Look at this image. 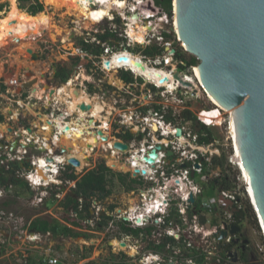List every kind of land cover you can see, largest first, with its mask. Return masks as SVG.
Wrapping results in <instances>:
<instances>
[{
    "label": "built area",
    "instance_id": "2783aa9c",
    "mask_svg": "<svg viewBox=\"0 0 264 264\" xmlns=\"http://www.w3.org/2000/svg\"><path fill=\"white\" fill-rule=\"evenodd\" d=\"M93 1L98 4L87 6L92 12L99 11L101 8L106 9L110 5L108 14L101 21H95V23L81 28V32L73 28L70 33L71 38L78 37L86 41L91 34V29L98 31L102 38L91 39V43L95 46L91 50L101 48V51L96 53L98 55L78 54L79 58L86 61L79 63L75 71L76 75L71 76L64 85L58 82L56 85L50 86L48 93H45L41 100L36 99L33 88L20 94L14 93L22 85L16 77L10 78L8 84H5L6 90L3 94L6 96L15 98L27 94V102H23L21 99L13 101L16 107H22L21 103L23 106L26 104L30 106L34 100L42 102V105L39 112L34 111L38 121L29 123V127L26 129L18 128L22 130L23 135L14 133L17 138L21 136L19 144L10 152L0 155V256L5 255L8 260L11 258L17 264H28L31 253L41 250L42 264H63L58 256L52 254L51 250L43 252L40 248L42 238L49 233L41 234V232L31 230L33 220L31 221L24 215L16 218L13 212L5 208V204L18 199L17 195L23 196V191H19V186L22 184V187L25 188L24 191L27 192L26 202L32 208L44 207L42 215H46L49 208L46 206H50L49 201L51 205L54 202H58L56 204L58 207L61 205L60 201L63 198L60 195L64 197L66 194L62 190L63 185L75 188L76 181H67L64 178L66 173H73L78 179L85 168L91 167V162L95 168L97 158H91V155L87 159V166H84L80 171L77 169L78 167L71 166L68 160L76 158L70 157L69 151L54 141L56 137L59 139L61 135H66L65 131L68 128L71 127L70 129L73 130L74 123L89 127L86 131L93 138L96 137L94 132L100 131L104 126L91 127L89 123L94 116L91 113L94 106H88L85 102L75 103L74 98L76 91L85 89L83 84H91L89 71H92L91 60L93 59L102 61L101 68L102 65L105 68L104 62L107 61L110 63L111 71L120 70L130 73L134 80H145L152 87L161 91L154 95L151 103H148L152 105L149 115H145L146 110H142V106L137 105L130 110L129 116L125 120L115 119L106 125V127L108 126L106 130H101L107 135L111 131L112 124H115L117 131L123 130L127 135L128 130L135 128L133 131L130 130L132 140L128 143V151L115 150V160L124 164L127 171L109 169L127 174L130 179L136 181L134 190L127 193L130 197H136L134 207L133 205L132 207L126 206V211L120 216V219L125 221L129 227L140 230V240H144L146 243L144 250L149 247L150 252L147 253V251L143 254L139 259V264H208L207 254L213 250L216 252L222 232H227L226 238L222 240L224 244H228L236 238L235 235H229L231 227L237 226L235 215L242 211L246 204H249L244 184L242 185L243 195L238 196L235 193L239 189L242 179L235 159H232L234 153L231 147L226 113L221 111V121L218 125L215 124V121H211V123L204 121L206 119L213 120L209 117L212 112L210 109L194 113L192 102L198 98L197 92L201 91L199 88L202 86L194 73L195 66H187L185 58L179 55L175 47L178 43L182 48L175 28L173 9L171 14L167 13L157 5L158 0L102 1L105 4H101L102 2L98 0H91V2ZM82 22L84 24L86 20H82ZM72 23L76 27V21L73 20ZM130 24L136 29H143L144 43H135L130 38L128 32ZM149 46L158 50L162 49V53L154 56L137 55L134 57L149 69L170 76V82L166 86H160L145 79L133 72L124 62L119 61L121 57L133 56L128 49ZM113 60L115 64H112ZM93 65L95 64L93 63ZM175 74L193 87H184L179 84L173 79ZM27 81H32V79L28 78ZM63 87L66 89L65 93ZM39 88H41V84H39ZM3 94L0 95V98H4ZM73 103L76 105L74 106L75 112L72 114L68 110V106H72ZM87 106L86 112L79 115ZM187 113L194 115L195 121L199 122L203 131H193L186 121L185 125H181L187 119ZM20 117L21 114L17 111V114L13 112L8 119L17 120ZM56 121L60 122V126H57ZM222 125L226 127L227 146L231 152L227 161L237 170L236 181L234 180L231 191L216 187L214 195L206 197L203 195L204 187L210 181H219V173L210 171L202 161L213 157L214 154L224 156L220 154V149L215 148L213 144L202 143L209 137L207 130ZM7 131H9L8 128H6ZM178 131H183V133L177 135ZM138 135H142L141 141L134 139ZM211 147H213L212 150H210ZM90 150L93 152L94 148ZM152 151H156V157L153 163H147L145 159L150 158ZM169 152L171 153L170 157L167 155ZM74 171H79L82 174ZM192 198L193 203L190 202ZM224 201L230 202L231 205L225 208ZM77 203L79 211H70L76 221L81 220L78 218V213L83 210L82 199L77 198ZM97 203L92 202L90 211L93 210L92 205L93 207L96 205L95 209L98 208ZM233 210L236 212H232ZM202 215L205 216L204 224L199 221ZM213 220L218 223L212 225ZM206 225H210L211 229H206ZM257 226L264 241V234L259 223ZM19 243H21L20 246H18ZM163 246L164 248H162ZM136 248L139 247L136 246ZM9 250H11L10 254L7 252ZM199 258H204V261L199 262L197 260ZM8 263L12 264L10 261Z\"/></svg>",
    "mask_w": 264,
    "mask_h": 264
},
{
    "label": "water",
    "instance_id": "95a60500",
    "mask_svg": "<svg viewBox=\"0 0 264 264\" xmlns=\"http://www.w3.org/2000/svg\"><path fill=\"white\" fill-rule=\"evenodd\" d=\"M172 9L180 36L198 61L197 72L194 71L198 81L226 112L231 147L242 179L235 193L242 196L244 184L264 234V0H173ZM28 52L37 58L33 51ZM119 61L126 64L129 58L124 56ZM133 63L144 70L141 62ZM31 76V72L26 73V77ZM173 79L184 87H193L176 74ZM35 83L36 79L22 83L17 93L32 89ZM195 129L200 130L197 121ZM100 133L97 132L98 137ZM14 147L15 144L11 146ZM114 147L126 149L119 142ZM167 155L170 157L171 153ZM155 157L156 151H152L145 161L153 163ZM68 162L73 167L80 166L74 158ZM193 201L192 198L190 202ZM76 203L77 198L73 197V205ZM229 205L224 201L225 208ZM199 221L204 224L205 216H200ZM206 229L211 226L206 225ZM229 235L236 236L233 243L237 244L241 229L233 225ZM226 236L227 232H222L219 240ZM120 246L126 244L121 242Z\"/></svg>",
    "mask_w": 264,
    "mask_h": 264
},
{
    "label": "rangeland",
    "instance_id": "374dc122",
    "mask_svg": "<svg viewBox=\"0 0 264 264\" xmlns=\"http://www.w3.org/2000/svg\"><path fill=\"white\" fill-rule=\"evenodd\" d=\"M38 1L44 7V11L41 13L53 15L52 28L49 32H43L40 36L36 35L33 40L26 41L24 43L25 45L22 43L23 46L21 47H19L20 43L14 44L13 42L6 41V43L0 48V84L3 83L4 85L5 84L7 85L8 80L10 78H15V77L18 78L21 83H23L28 79V77H26V73L31 72L34 79H38V82L35 85L36 87H33L34 85L32 86L34 89L33 94L36 97V99L41 100L46 90L45 88H43L42 91L41 88H39V84H43L46 82V80L41 78V76L45 74H49L47 72H50L51 74L52 67L53 69H55L58 68V66H62V65H66L68 67L72 65L71 59H73L72 57L77 56L78 53L76 51V44H75L76 41L73 40V38H71L70 31H72L73 28H76L81 32L82 30L81 28L86 27L85 23L83 25L82 20H86V19L85 18L78 19L74 17V15L64 16L65 10L56 11L51 7H47L45 3L42 2L41 0ZM15 4L17 11L22 10L21 12L29 14L26 11L29 3L24 4L25 9L19 8L20 4L17 2V0H15ZM0 5H3L2 11H0V19H3L6 16V14L9 12L11 5L6 0H0ZM107 14L102 15L101 19L105 17ZM73 20L76 21L77 23L76 27L72 23ZM175 47L177 48L179 55L183 56L184 58L185 57L190 58L192 56L190 53L183 51V49L180 47L178 43H176ZM27 50L33 51V53L37 55V58L34 59L30 53H27ZM138 50H139L138 48L128 49L129 52H132L134 54ZM85 61L86 60H82L80 58V62H85ZM33 77H29V80L31 79L33 80ZM16 92L18 91L15 90L14 93ZM197 93H198V98L193 100L192 102V106H193L192 109L194 113L197 114L200 110H204V109H212L213 105L209 102L210 100L208 101L206 99L205 93L202 90L198 91ZM2 94L3 93H0V95ZM79 95L84 96L81 93H79ZM26 96L27 94L25 93L24 96L12 98L11 96H6L3 94L4 98H0V112L4 117L3 123L0 124V134H4L6 132L2 130L1 127L7 128L15 125L17 128H21L26 121L30 123L38 121L35 118L34 111L39 112L42 102H38L34 100L31 102L30 106H27L26 103H25L26 106H23V103H21L22 107H16V104H14L13 102L14 100H18V99H21L23 102H27ZM76 96L79 97L78 95ZM85 97L87 98V96ZM99 107L100 106L98 105L95 107L97 112L102 111V108ZM17 111L18 113L21 114V117L18 118L17 120L15 119L9 120L8 119L9 116H11L13 112L17 113ZM59 123L60 122L57 121V126H60ZM74 125L75 128L79 127L77 123H74ZM104 130H106V128H104ZM210 132L213 135L214 145L220 147V154L225 157L227 172L229 174V177L231 178V180L236 181L237 170L234 167H232L227 161V158L231 154V152H230V148H228L227 146L228 142H227V133H226L225 125L210 128ZM103 134L106 135L105 133ZM8 139L9 138H7V140ZM78 141L76 145H78L79 149H81L82 148L81 141L80 140ZM110 142H112L111 139L110 140L107 139L106 143H108V145ZM108 148L109 147H107V149ZM212 149L213 147L210 148V150ZM114 156L115 155L113 153L111 156L105 159H103L102 157H98L96 164L98 165L101 161H104L103 164L106 167L112 168L114 171H119L118 169L119 163L117 162V160H115ZM93 168H94V164L93 162H91V167L89 166L85 168L82 173L84 174L92 170ZM124 170L127 171V168L125 167ZM74 172L81 173L79 171H74ZM66 187H67L66 193L68 194L67 191H69L70 189H71L70 191H72V188L70 187V185H67ZM23 193H24L23 196L17 195L18 199H14L11 202V204L14 205H11V209L9 208V211L13 212L16 218H19L22 215H24L26 218H30L31 221L32 220L34 221L35 220L34 217L40 215L43 218L49 219V221L52 223L53 221H55V219H58L57 221L62 226H68L74 229L75 231H77L78 233H81V236L77 238L64 237V240H61L59 237L52 238L50 235H47L42 238L41 240L42 242L40 244L41 245L40 248L42 249V251L47 252V250H51L52 254L54 253L56 256H58L63 264H83L84 261L81 260L83 256L87 257V261L92 260L95 263L101 264L108 260H111L112 254H118L120 252L126 254L128 257H131L130 260L128 259L129 264H139V259L143 256V254H145L147 251H148L147 253L150 252V250L148 249L149 247H147V250H144V245L146 244L144 240H140V238L137 239L132 238L131 236L128 237L122 236L118 231L117 226L122 221L120 219V216H122L124 211H126L127 208L126 206L132 207V205L135 204L136 202V197L135 196L130 197L126 192H124V190L118 184L114 185L113 193L110 197L104 199L102 202L97 203L98 206L97 209H95L96 205L95 207H93L92 205L93 210L90 211L91 217L77 221L75 220V218H73V214L70 212L72 208L71 209L66 208L65 203L63 205H59L58 207V205H56L58 202H54L51 205L49 201L48 204L50 206L48 208V212H46L47 213L46 215H42V212H44L43 211L44 207L32 208L26 202L27 192L23 191ZM60 197L63 198V195H60ZM110 205L116 207L112 212L109 210ZM50 207L52 208L50 209ZM60 207L64 209L63 213L62 210H59L61 209ZM252 213L254 214L253 210ZM40 216H38V218H40ZM62 216L65 217L64 223L61 221L63 220ZM100 216L110 217L112 218V220H109L107 226H103L101 229H97L96 224L100 221ZM254 217L256 220V226L253 224L252 221L247 219V221L242 223L244 229L243 233L247 234L248 239L251 241V245L253 249H255V254H256L255 257L257 260L256 263L264 264V241L260 234L259 227L257 226L258 223L255 214ZM74 221L77 223H81V226L80 227L72 226V223ZM117 235H120V237H116ZM115 242L118 243L123 242L128 246L131 245L133 248L120 249L119 245H116ZM20 244L21 243H19L18 246H20ZM136 246L139 248L137 249ZM7 252L10 254L11 250ZM207 255H208L207 263L210 264L214 262V258L216 257L214 250L209 251ZM40 256H41V250H35V252H33V258L35 259V261L40 260L39 262H41L43 258ZM4 259H6V262L10 261L12 264H17L11 258H9L8 260L5 255L0 256L1 264H3Z\"/></svg>",
    "mask_w": 264,
    "mask_h": 264
},
{
    "label": "flooded vegetation",
    "instance_id": "af4514ba",
    "mask_svg": "<svg viewBox=\"0 0 264 264\" xmlns=\"http://www.w3.org/2000/svg\"><path fill=\"white\" fill-rule=\"evenodd\" d=\"M100 20H101V18H100ZM88 25H89V23H88ZM90 32H91V34L86 41H83L82 38H78V37L74 38L73 37V40L76 41V43H75L76 44V51L79 55H80V53H82V54L90 53V54L98 55L96 53H99L101 51V48L91 50V48L95 47L91 43L92 42L91 39L95 38V37H97V38L100 37L99 39H101L102 37L99 36L98 31H96L94 29H91ZM111 44H113V43H111ZM111 47H113V45H111ZM137 48L139 50L135 54L132 52H130V53L133 56L139 55V56L146 57V56L150 55V53L146 54V50L151 49L150 52L152 53L153 46H149V47H145V48H143V47H137ZM72 58H73V59H71L72 65L75 64L74 66H72V65H70V67H68L66 65L60 66V67H66L67 69H71V73H70L68 79L71 76L76 75L77 72H75V71L77 69V66L80 63V58L78 55L75 57H72ZM76 58L78 59L77 62L75 60ZM101 62H102L101 60H98V61H94L93 59L91 60V63H92L91 64V68H92L91 70L92 71L91 72L89 71V73L91 75V77H90V83L91 84H87V83L83 84L82 86L85 87V89L83 91L80 90L78 92L83 94L84 96H87L89 98V100L98 102L104 108L99 114L95 113L93 111V109H91V113L94 116L90 119V123H89L90 126L91 127L92 126L97 127V126H102V125H104V126L100 129V131L96 130L94 132L95 136H96L95 138H93V136L90 135V133H87L86 129L89 127H84L82 125H79V127H77L76 130H80L79 132H81V134H82V138L80 139L81 143H82L81 151L83 149L82 152L85 153L84 155L87 156L88 154L89 155L91 154V158L102 157L103 159H105V158H108L109 156H111L113 154V152H115V150H119V149H116L114 146L112 148L109 147L108 149L105 148L103 144L107 141L98 140L99 137L97 138V132H101V130H104V128L107 129L108 126L106 127V125H109V123H112V121H114L115 119L125 120V118H127L129 116L130 110H132L137 105L142 106V110L143 109L146 110L145 115H149L148 113H151V111H152V105L148 104V103H151V101H153V99H154V95L156 93H160L161 91L152 87L145 80H142V79L134 80L133 76L130 73H126V72L120 71V70L111 71L110 67H109L110 63L107 61L104 62L105 68L103 67V65L101 68ZM93 63L95 65H93ZM51 69H52L51 74H50V72H47L49 74H45V75L41 76V78L46 80L45 83L41 84V90L43 91V88L46 89L44 94L48 93L50 86L56 85L58 82L64 85L66 83V81L68 80L67 79L65 82L60 81V79L56 78V72H57L58 68L53 69V67H52ZM155 72H156V74L160 75V78L156 77V78L150 79V80L155 82L157 85H160V86L168 85V83L170 82V76L164 77L166 74L162 75V73H160V72H157V71H155ZM126 74H128L129 77H126ZM127 78H129L128 79L129 81L127 80ZM145 79H147V78H145ZM188 81L191 82V80H188ZM78 83H80V82H78ZM63 89H64V87H63ZM65 91H66V89H65ZM65 91H64V93H65ZM44 94H43V96H44ZM74 95H76V93H74ZM78 96H80V95H78ZM84 96H82V97H84ZM64 97H65V94H64ZM95 102H92V103H95ZM89 106H91V105H89ZM99 108H101V107H99ZM89 112H90V109H89ZM193 116L194 115H192V117ZM186 118L187 119L184 120V122L181 123V125H185L187 122V123H189V126L192 127L193 131L197 132L195 129V120L196 119L193 121V118H191V116H189V115H186ZM26 120H28V119H26ZM29 123L30 122L26 121L22 127L25 129L28 128ZM117 125H119V124H117ZM1 128L4 131H6L5 130L6 128H4V127H1ZM7 128H8V130L9 129L10 130L5 132L4 134H0V155L1 154L4 155L6 152H10L12 150L11 146L13 144H15V147L19 144V140H20L21 136H19V138H17L14 135V133H18V135H23L21 132L22 130L18 129L15 125H13L11 127H7ZM134 129L135 128H131L130 130L133 131ZM130 130L127 131V133H128L127 135L130 134V132H131ZM200 131H203L201 127H200L199 132ZM181 132L183 133V131H180L179 133H181ZM103 133H105V132L101 133L103 135V138H105L106 140L107 139L113 140L114 145H115V143L119 142V143L126 146L125 150H120V151H123V152L128 151V143L132 140V136H131L132 134H130L129 137H127L126 133L123 130L117 131V127L115 126V124H112L111 131L109 133H107V135H104ZM141 136L142 135L135 136L134 139H136L137 141H141ZM61 137H63V136L61 135L60 138ZM7 138H9V139L7 140ZM176 138H177V136H176ZM55 139H54V141H55ZM87 140L91 141L90 144L88 142H86ZM92 140H93V142H92ZM213 142H214V140L212 142H210L209 144H213V146H215V148L220 149V147H218L217 145H214ZM91 143L94 144V146H93L94 151L93 152H91V150H90V149H92ZM202 144H206V143L203 142ZM87 145H89V148L87 147ZM106 145L108 146V143H106ZM98 146H99V148H97ZM57 152L59 153L58 149H57ZM89 157L90 156H88V158ZM216 157L222 158V156H217L216 154H214L213 157H210L208 159H204L202 161V163L205 164V166H207V163L209 162V160L216 158ZM79 162H80V160H79ZM101 163L103 164L104 161H101L99 164H101ZM119 164H122V163H119ZM98 165L96 164L95 168ZM122 165H124V164H122ZM11 168H14V167L11 166ZM215 171H217V173H219L218 179L220 181V179L222 177L221 169L217 168ZM212 172H214V171H212ZM77 180H75V181H77ZM215 182L217 183L218 181H215ZM209 184H210V182H208V185ZM208 185L205 186L204 188L208 187ZM66 186L67 185H65V186L63 185V187H62L63 188L62 190H64L65 193H66V189H67ZM71 193H74V191L69 190V193L65 194L63 199L60 201L61 205H63L66 202L67 197H69V198L76 197L75 193H74V195H72ZM204 193H205V190H204ZM204 193H203V195H204ZM11 205H14V204H11V203L7 204L6 208L11 209ZM127 207H130V206H127ZM71 208L72 207H70V209ZM61 209H62V213H63L64 209L62 207H61ZM40 219L45 220V221H49V219L43 218V217H40ZM61 221L63 223L65 222L64 220H61ZM240 229H241L242 237L240 238V241L237 244L233 243L234 240H232L228 244H224L221 240H219V243L216 247V252H215L216 257L214 258L215 261L213 262L214 264H244V261H246L247 264H257L256 263L257 260L255 257L256 256L255 249H253V247L251 245V241L248 239L247 234L243 233V231H244L243 227ZM31 230H33V228H31ZM38 233H40V232H38ZM42 233L43 232H41V234ZM49 235L52 238H54L51 234H49ZM58 237L61 240H64L63 234H61ZM129 246H131V245H129ZM125 256L130 260L131 257H128L126 254H125Z\"/></svg>",
    "mask_w": 264,
    "mask_h": 264
},
{
    "label": "trees",
    "instance_id": "16d2710c",
    "mask_svg": "<svg viewBox=\"0 0 264 264\" xmlns=\"http://www.w3.org/2000/svg\"><path fill=\"white\" fill-rule=\"evenodd\" d=\"M17 2L20 4L19 5L20 9H25L24 4L29 3L26 11L32 16H35L36 14L44 11L43 5L38 0H17ZM172 2L173 0H158L156 3L164 11L171 14ZM2 8H3V5H0V11H2ZM150 51L151 49H147L146 54L150 53V56H154V55H159L162 53V49L158 50V49L153 48L152 53ZM75 60L76 62L78 61L77 58ZM185 60H186L185 64L187 66H197L198 65V61L193 56H191L190 58L185 57ZM74 65L75 64H73L72 66ZM143 66L151 74L153 75L156 74L154 70L147 68V66L145 65ZM70 73H71V69H67L66 67L59 66L56 72V78L60 79V81L62 82H65L68 79ZM126 77H129V75L126 74ZM128 79L129 78H127V80ZM5 90H6L5 85L3 83L0 84V93H5ZM186 115L191 116V118H193V121L195 120V118L192 117V114L190 115V113H187ZM3 121H4V117L0 113V124H2ZM207 132L209 134V137L206 140H204V142L210 143L213 141V135L211 134L210 130H207ZM127 137H129V135H127ZM207 167L209 168L210 171H215L217 168H220L222 177L220 181H218L217 183L215 181H210V184L208 185V187L205 188L204 196L206 197L212 196L216 187L218 188L221 187L222 189L227 190V191H231L233 189L234 180H231V178L229 177V174L227 172L226 161L224 157L222 158L216 157V158L209 160V162L207 163ZM65 179L67 181H75L77 180V177L73 173L71 174L66 173ZM135 183L136 181L133 179H130V177L127 174L114 172L108 167H106L104 164H99L96 168L83 174L76 181L75 188L72 189V191H74L75 193L76 198L82 199L83 210L78 213V218L84 219V218L91 217L90 208H91L92 202L94 201L102 202L104 199L110 197L113 193L114 185L118 184L124 190V192L129 193L130 191L134 190ZM65 206L68 209L72 207V211H75V212L79 211L78 210L79 204L76 203L75 205H73L72 198H69V197L66 198ZM115 208L116 207L113 205L109 206V210L111 212ZM63 218L65 220V217ZM235 219H236L237 226H239V228L243 227L242 223L247 221V219L252 221L253 224L256 226V220H255L254 214L252 213V209L249 204H246L244 209L242 211H239L235 215ZM109 220H112V218L101 216L100 221L96 224L97 229H101L103 226H107ZM212 223H213L212 225H216L218 222L216 220H213ZM72 224L75 227L81 226V223H77L75 221ZM32 228L34 231H37V232L49 233L54 238L60 236L61 234H63L64 237H72V238H77L81 236V233H78L77 231H75L74 229L70 227L62 226L57 220L53 221L52 223L50 221H45L40 218H37L33 221ZM117 228H118L120 235L122 236H127V237L131 236L132 238H139L141 235L140 230L129 227L125 221H121V223L118 224ZM120 235H117L116 237H120ZM162 248H164V246ZM81 260L84 261L83 264H100V263H95L92 260L87 261V257L85 256H83ZM197 260L199 262H203L204 258H199ZM39 261L40 260L35 261L31 257L29 260V264H42ZM101 264H129V263H128V258L125 256V254L120 252L118 254H112L111 260H108ZM210 264H214V263L212 262ZM244 264H247L246 261H244Z\"/></svg>",
    "mask_w": 264,
    "mask_h": 264
},
{
    "label": "bare ground",
    "instance_id": "6f19581e",
    "mask_svg": "<svg viewBox=\"0 0 264 264\" xmlns=\"http://www.w3.org/2000/svg\"><path fill=\"white\" fill-rule=\"evenodd\" d=\"M6 1L9 2V4L11 5V8H10L9 12L6 14V16L3 19H0V48L6 43V41L13 42L14 44L20 43L19 47H21V46H23V44L26 41L33 40L36 35L40 36L43 32H49L51 30L52 24H53V20H52L53 15L52 14L48 15L45 13H40L38 15L36 14L35 16H32V15L26 14L24 12L17 11L16 6H15L16 5L15 0H6ZM41 1L44 2L47 7H51L56 11L57 10L58 11L65 10L64 16L65 15H70V16L74 15V17H76L78 19L79 18L82 19L85 17L86 21H87L85 23L86 27L88 26V23L91 24V23H95V21L96 22L101 21L100 20L101 16L107 14L109 9H110V5H109V6H107L106 9L101 8L99 11L92 12L87 6L90 4L95 5L98 3L95 1L91 2V0H41ZM98 1L102 2L105 0H98ZM101 4H105V3L102 2ZM120 6L122 7V5H120ZM175 22H176V20L174 21V23ZM136 26H138V24H136ZM175 28H176L177 35H178V40L181 43L182 48L184 49L185 52L190 53V50H188L186 43L183 41L182 37L180 36V34L178 32L176 24H175ZM128 32H129L130 38L135 43H137V42L138 43H144V31H143V29H141V28L136 29L135 27H133L132 24H130L128 27ZM27 53H29L28 50H27ZM127 57L129 58V62L126 63V65L128 67H130V69H132L133 72H135L139 75H142L149 80L157 77L156 75L151 74L147 69H145L144 66H143L144 70L142 71L141 67L134 65V63H133L134 61L140 62L138 60V58H136L134 56H130V55H128ZM134 58H136V59H134ZM112 64H115L114 60L112 61ZM147 68H149V67H147ZM195 70L197 72V68L196 69L194 68V71ZM195 75H196V77L198 76L197 73ZM31 77H33V76H31ZM164 77H168V76L165 75ZM33 79H34V77H33ZM37 82H38V79H36V83ZM36 83L33 84L34 85L33 87H36L35 86ZM200 89L205 93L206 99L208 101L210 100L209 102L214 106V108L210 109L212 112H210V114H209V117L213 120H210V119L207 120L206 119L204 121L207 123H211V121H215L216 125L220 124L221 115H222L221 111L225 112V110L214 101V99L210 96V94L204 88H200ZM63 91H65V89H63ZM75 93H76V95H79L78 91H76ZM76 95L74 97L75 103L85 102L88 104V106L93 105L94 107L92 109L95 113H100V112H97L95 109V107L97 105L100 106L102 108V110L104 109L101 106V104H99L98 102L91 101V100L87 99L88 97L86 98L85 96L84 97H82V96L77 97ZM92 102H95V103H92ZM75 103H73L72 106H68V110L71 111L72 114L75 112V110H74V106L76 105ZM88 106H87V108H88ZM87 108H83V113H81L79 115H83L84 112H86ZM15 114H17V113H15ZM68 127H70V126H68ZM70 128H68V130L65 131L66 135H64V136L62 135L63 137H61L59 139L56 137L55 141H57L60 145H63L64 148L69 151L68 155L70 157H75L76 159L80 160V166L77 168L80 171V169H82L85 165H87L86 163H87V159H88L89 154L87 156L84 155L85 153L82 152L83 149L81 151V149H79L78 146L76 145V143L79 142L78 140H80L82 138V134H81V132H79L80 130H76V129L71 130ZM101 133H100L99 139L102 141H107L105 138H103V135ZM177 135H179L178 132H177ZM111 141L112 142H110L108 146L106 145V142H105L103 144L104 147L105 148L113 147L114 142H113V140H111ZM86 142H88L90 144L91 141L87 140ZM92 142H93V140H92ZM93 146H94V144H92V148H93ZM87 147L89 148V145H87ZM113 153H114V155H116L115 152H113ZM232 159L234 160L235 158L232 157ZM49 168H51V166H49ZM124 168H125L124 165L119 164L118 169H120L121 171L124 172V171H126V170H124ZM115 244L119 245L120 249L129 248V246L127 244L124 247H121L120 243H118V242H115ZM132 248L133 247L130 246L129 249H132Z\"/></svg>",
    "mask_w": 264,
    "mask_h": 264
},
{
    "label": "crops",
    "instance_id": "0c3cea01",
    "mask_svg": "<svg viewBox=\"0 0 264 264\" xmlns=\"http://www.w3.org/2000/svg\"><path fill=\"white\" fill-rule=\"evenodd\" d=\"M24 187H22V184H21V186H19V191H24ZM71 190V189H70ZM25 192V191H24ZM68 193H69V191H67ZM73 199V198H72ZM11 202H8V203H6L5 205H7V204H10ZM47 208L49 207V206H46ZM6 208V207H5ZM7 209V208H6ZM9 209V208H8ZM72 210V209H71ZM70 210V211H71ZM63 220H64V218H63ZM65 221V220H64ZM68 227V226H67ZM127 237V236H126ZM5 262V263H4ZM3 264H9L8 262H6V261H3Z\"/></svg>",
    "mask_w": 264,
    "mask_h": 264
},
{
    "label": "clouds",
    "instance_id": "9594fccd",
    "mask_svg": "<svg viewBox=\"0 0 264 264\" xmlns=\"http://www.w3.org/2000/svg\"><path fill=\"white\" fill-rule=\"evenodd\" d=\"M33 258V252L31 253V255L29 256V259H28V264H29V260H30V258ZM34 259V258H33ZM35 260V259H34ZM3 261H6V259H4ZM1 264V263H0Z\"/></svg>",
    "mask_w": 264,
    "mask_h": 264
}]
</instances>
